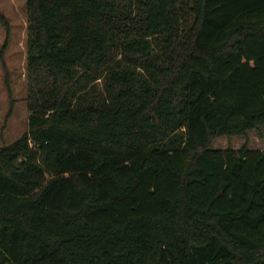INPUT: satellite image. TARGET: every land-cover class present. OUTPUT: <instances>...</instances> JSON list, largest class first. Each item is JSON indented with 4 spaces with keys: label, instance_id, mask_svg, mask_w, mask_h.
Listing matches in <instances>:
<instances>
[{
    "label": "trees",
    "instance_id": "obj_1",
    "mask_svg": "<svg viewBox=\"0 0 264 264\" xmlns=\"http://www.w3.org/2000/svg\"><path fill=\"white\" fill-rule=\"evenodd\" d=\"M25 6L0 264H264V0Z\"/></svg>",
    "mask_w": 264,
    "mask_h": 264
},
{
    "label": "rangeland",
    "instance_id": "obj_2",
    "mask_svg": "<svg viewBox=\"0 0 264 264\" xmlns=\"http://www.w3.org/2000/svg\"><path fill=\"white\" fill-rule=\"evenodd\" d=\"M26 0H0V13L6 18L9 32L0 23V51L6 41L3 62L0 59V147L19 138L27 127L26 38L28 15ZM244 143L250 150H264V129L248 132L246 137L218 138L213 148L230 145L239 149Z\"/></svg>",
    "mask_w": 264,
    "mask_h": 264
}]
</instances>
